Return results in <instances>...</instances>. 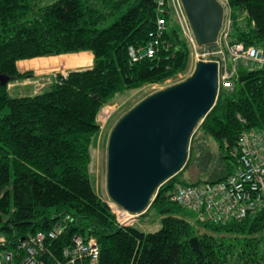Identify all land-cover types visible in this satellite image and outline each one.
I'll list each match as a JSON object with an SVG mask.
<instances>
[{
	"label": "trees",
	"instance_id": "16d2710c",
	"mask_svg": "<svg viewBox=\"0 0 264 264\" xmlns=\"http://www.w3.org/2000/svg\"><path fill=\"white\" fill-rule=\"evenodd\" d=\"M227 1L230 41L264 49V0ZM36 2L0 0V75L9 78L6 85L0 83V235L17 242L47 233L69 216L64 232L45 241L59 261L64 260L61 249L79 234L97 240L99 264H263L264 214L205 224V231L197 233L165 193L174 183H184L190 166L222 172L209 181L231 173L235 160L229 150L239 134L264 129V68L240 67L233 90L219 88L214 105L195 127V148L192 132L184 167L158 188L140 215L154 213L160 223V229L145 233L117 223L94 188L89 167L97 119L117 95L184 71L190 46L168 19L158 53L130 61L128 47L146 44L155 29L156 0H57L42 7ZM83 51L92 53L91 66L55 74L39 93L10 95L9 84L33 76L20 72L18 61L90 57L74 54ZM59 57L50 58L49 66L58 67ZM210 139L217 155L207 144ZM193 236L203 259L189 245Z\"/></svg>",
	"mask_w": 264,
	"mask_h": 264
},
{
	"label": "built area",
	"instance_id": "2783aa9c",
	"mask_svg": "<svg viewBox=\"0 0 264 264\" xmlns=\"http://www.w3.org/2000/svg\"><path fill=\"white\" fill-rule=\"evenodd\" d=\"M218 1L224 8V19L217 42L200 48L196 44L181 1L156 0L155 29L149 34L146 44L128 47L130 61L137 62L158 53L164 44L162 36L170 19L178 25L190 46L193 66L199 60L215 62L218 69V91L220 87L233 90L234 79L237 78L240 67L264 68V49L230 41L228 1ZM229 155L235 163L231 173L224 179L197 183L176 182L165 193L170 202L194 213L197 228L205 224H220L264 214V129L255 127L243 130L236 146L229 150ZM106 202L120 225H128L134 218L133 214L113 201ZM70 220L66 216L53 230L47 233L38 231L17 242L0 235V264H99L97 240L94 237L84 238L79 234L73 235L70 244L61 249L63 261L53 258L45 241L60 236Z\"/></svg>",
	"mask_w": 264,
	"mask_h": 264
},
{
	"label": "water",
	"instance_id": "95a60500",
	"mask_svg": "<svg viewBox=\"0 0 264 264\" xmlns=\"http://www.w3.org/2000/svg\"><path fill=\"white\" fill-rule=\"evenodd\" d=\"M198 47L217 42L224 8L218 0H180ZM9 78L0 75L6 85ZM218 93L217 64L199 60L184 80L133 106L113 126L107 143L106 192L133 215L143 214L158 188L185 165L196 125ZM191 249L203 259L197 236Z\"/></svg>",
	"mask_w": 264,
	"mask_h": 264
},
{
	"label": "rangeland",
	"instance_id": "374dc122",
	"mask_svg": "<svg viewBox=\"0 0 264 264\" xmlns=\"http://www.w3.org/2000/svg\"><path fill=\"white\" fill-rule=\"evenodd\" d=\"M55 1L57 0H37L36 3L37 7H42ZM112 21V18L107 19L105 25L110 24ZM58 56H61L57 58V64L59 66H49V59ZM58 56L47 57L43 59H26L18 62L17 66L19 64H25L28 61L32 62V64H25L27 66H23L21 68L18 66L17 68L20 72H31L33 76L25 80H18L9 84L8 89L10 95H33L39 93L49 87L51 82L54 81L55 74H65L68 70L75 69L77 66H86L91 64V57L89 56L79 59L73 58L71 54H63ZM191 57H189L186 69L181 73H178L176 76L171 77L162 83L147 84L137 90L127 91L124 94L117 95L113 100L110 101V103L101 109L97 119L100 128L92 144V160L89 170L94 188L102 199L111 202L106 192V158L108 138L113 126L126 112H128L133 106H135L148 95L187 78L192 73L194 68L193 59ZM193 133L194 135L191 140L192 148L195 146V140L198 137L196 128L193 130ZM207 144L210 146L215 155H217L219 152L217 144L211 139L208 140ZM216 162L217 158H215L213 164ZM219 169H221V167ZM218 173L222 172H218L217 170L214 173L203 171L199 172L196 168L190 166L188 169H185L183 173V179L184 183H197L203 180H215L218 177ZM182 215L191 225L196 228L197 233H202L205 231L202 227L197 228L195 226L194 213L192 211L183 209ZM128 225H135L145 233L154 232L160 229L158 217L154 213L142 217L140 215H134V218Z\"/></svg>",
	"mask_w": 264,
	"mask_h": 264
},
{
	"label": "crops",
	"instance_id": "0c3cea01",
	"mask_svg": "<svg viewBox=\"0 0 264 264\" xmlns=\"http://www.w3.org/2000/svg\"><path fill=\"white\" fill-rule=\"evenodd\" d=\"M74 54H76V55H80V54H87V55H90V57H91V64H92L93 55H92L91 52H89V51H83V52L74 53ZM28 60H30V59H28ZM21 61H23V60H20V61H18V62H21ZM18 62L16 63V65L18 64ZM91 64L86 65V66H77V68H85V67H89V66H91ZM17 67H18V66H17Z\"/></svg>",
	"mask_w": 264,
	"mask_h": 264
}]
</instances>
